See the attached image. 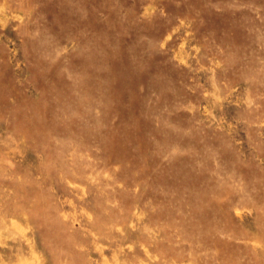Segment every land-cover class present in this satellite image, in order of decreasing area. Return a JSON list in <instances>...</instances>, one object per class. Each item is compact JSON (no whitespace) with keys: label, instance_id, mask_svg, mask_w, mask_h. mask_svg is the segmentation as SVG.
Instances as JSON below:
<instances>
[{"label":"rangeland","instance_id":"374dc122","mask_svg":"<svg viewBox=\"0 0 264 264\" xmlns=\"http://www.w3.org/2000/svg\"><path fill=\"white\" fill-rule=\"evenodd\" d=\"M0 264H264V0H0Z\"/></svg>","mask_w":264,"mask_h":264}]
</instances>
